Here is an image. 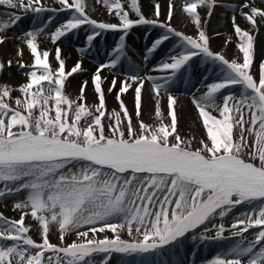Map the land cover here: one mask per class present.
<instances>
[{
    "label": "snow or ice",
    "instance_id": "snow-or-ice-1",
    "mask_svg": "<svg viewBox=\"0 0 264 264\" xmlns=\"http://www.w3.org/2000/svg\"><path fill=\"white\" fill-rule=\"evenodd\" d=\"M94 3L116 22L93 18L86 0H0V49L19 39L0 59V77L13 68L26 76L19 86L0 83V203L13 201L19 213L0 212V264H196L201 247L214 246L202 264H264V60L256 59L264 0H168L163 20L159 3L152 18L138 0ZM220 8L231 12L233 59L210 47L206 25ZM60 13L65 21L52 31ZM28 14L39 26L10 36ZM176 15L195 33L177 30ZM84 26L82 54L107 32L119 40L73 96L69 78L88 74L83 59L68 69L61 48L53 55L42 38L57 45ZM140 26L159 30L145 67L168 49L155 75L128 54L126 37ZM200 67L215 77L204 75L191 99L204 134L186 137L175 93ZM129 89L133 112L122 99ZM144 91L154 101L151 123L142 119ZM113 93L118 109L109 110ZM185 248L191 259H175Z\"/></svg>",
    "mask_w": 264,
    "mask_h": 264
},
{
    "label": "bare ground",
    "instance_id": "bare-ground-1",
    "mask_svg": "<svg viewBox=\"0 0 264 264\" xmlns=\"http://www.w3.org/2000/svg\"><path fill=\"white\" fill-rule=\"evenodd\" d=\"M139 4L142 8V10L147 14L151 15L153 14L154 11V5L155 3H159L161 5V17L160 19L163 20L165 18V13L167 10V3L168 0H138ZM86 2L89 5V12L92 15L93 18L98 17L100 20L104 21H112L116 22L114 18L110 15H108L106 8L102 4H95L94 0H86ZM122 2H125V0H122ZM225 4H231V3H237L238 0H223ZM49 3H52V0H49ZM53 6H56L53 4ZM126 9H128V4L125 3ZM5 9L0 6V13L4 12ZM22 14V13H21ZM23 15V14H22ZM31 15V14H30ZM231 12L228 11L227 9L220 8L217 9L214 13V15L211 17V19L208 21L206 25V30L207 33L210 37V42L212 45V49L215 51L222 52L223 54L230 55V56H235L236 54V48L234 43H228L227 45L225 44V40L228 37H231L232 41H235L236 37L233 35L232 28H231ZM25 18V17H24ZM238 22L241 24V26L244 25V21L237 16ZM6 16H0V21L6 20ZM57 17H54V22L57 25ZM22 21L18 22V24L15 26L14 30L9 31L10 36H15L19 37V28L17 26H22L21 24ZM64 21L60 22L63 23ZM58 23V24H60ZM40 20L34 21L33 23H30V29H32L34 26H39ZM173 26L179 30V31H184L186 30L187 33H195V25L191 23L190 20L188 19H182L179 15L174 16L172 20ZM54 25V27L56 26ZM53 27V28H54ZM51 29L54 31L55 29ZM29 29V30H30ZM219 32L221 35L217 36L216 33ZM88 34L87 27H83L82 30L77 31L75 33H69L68 38L64 39L62 42H58L57 45H53L50 40L48 39V36L45 35L43 39V43L41 47L46 48L50 50L53 55H54V48L56 46H59L62 50V55L63 58L65 59L66 66L68 69H70L74 64L76 63L77 60L83 59V66L88 70V74L86 75H77L75 79L70 77L69 79L71 80V83L67 86V91L73 93L74 95H77L79 92V86L83 80H90L91 73L95 70V68L103 61L107 62V56L105 55L107 51H105L104 48H107V43L109 41V37L107 35H103L102 37H98L97 41L94 42L96 45V48L99 50L98 51V56H95V50L94 48H91L87 54H82L78 49L81 48H87V44L85 41V35ZM128 38H132L135 40H138L140 37L132 30L128 36ZM141 41H144L145 44L147 43L145 38H142ZM19 43V39L15 41V43L10 42L7 46L6 49H0V59H6L12 56L13 50L16 47V44ZM75 46V47H74ZM131 46L136 47V44H132ZM73 47L75 49H73ZM94 47V46H93ZM113 47V45L111 46ZM115 47V46H114ZM150 47V45H139V49L136 52H130L134 56L136 55L137 57L142 56V54L146 51V48ZM171 47V45H169ZM109 48V47H108ZM75 51V53L72 52V50ZM110 49V48H109ZM129 49V48H128ZM168 49L165 48L163 52H167ZM138 52V54H137ZM94 54V55H93ZM138 55V56H137ZM257 58H262L264 57V35H261L258 37V42H257ZM162 58H160L161 60ZM51 60V57H50ZM142 60V58H141ZM156 60V61H155ZM160 60L156 59V55L152 56L150 58V61L148 62L147 66L145 67L144 64H141V69H143V74H157V73H151V65H154V67L159 63ZM24 62L29 63L30 62V55L25 49V54H24ZM143 62V60H142ZM136 63V62H134ZM137 64V63H136ZM138 65V64H137ZM122 69L126 70L127 65H122ZM18 69L13 68L12 72L10 74H5L3 76L4 80L3 82H7L12 86H18L22 81L26 80V76L24 75L23 71H17ZM202 74V75H201ZM75 75V74H74ZM104 75L108 76L109 79H111V74L108 72V70L104 71ZM204 75H209V82L214 79V75H210L209 73L204 71V67H200L199 73L194 75L191 79L190 82L185 83L184 81H181L177 84V89L178 93H175L179 97L180 105L182 106V112L181 116L182 119H187L188 124H182L180 122L179 124V130L181 133L186 136V137H193L195 136L196 138L201 137L204 134V130L201 127L200 123L197 120V112L194 109V106L191 104V99H192V94L196 92L197 88H200L201 91L204 89L201 87L200 81L203 80ZM150 85H145V89H149ZM87 95L89 97V100L91 101L92 99V90L91 87H89L87 90ZM132 92L131 89H129V93H126L122 96V99L125 101L127 108L129 109L130 112H133L134 104H133V95L130 93ZM107 100V108L109 110L111 109H118V102L115 98V93L111 95H107L106 97ZM154 101L151 99V94L150 92L144 91L143 92V115L142 119L144 117L147 118L148 122L151 123L153 120H155V113H154ZM191 132V134H189ZM13 204V201L8 200L6 203H1L0 204V212H2L5 216L9 218H14V216H9L5 213V211H10L11 205ZM12 213V212H11ZM179 254L181 256V259L178 260H184L185 257L187 256V251ZM203 251L199 250L197 253L195 259H197V256L202 254ZM200 256H198L199 258ZM177 259V258H175ZM191 259V257H190Z\"/></svg>",
    "mask_w": 264,
    "mask_h": 264
},
{
    "label": "rangeland",
    "instance_id": "rangeland-1",
    "mask_svg": "<svg viewBox=\"0 0 264 264\" xmlns=\"http://www.w3.org/2000/svg\"><path fill=\"white\" fill-rule=\"evenodd\" d=\"M138 3H139V1H138ZM127 10H129V12H130V16H132V17H134V13L133 12H131V10H130V8H128ZM141 11L142 12H144L143 10H142V8H141ZM145 13V12H144ZM146 14V13H145ZM147 15V14H146ZM149 18H152V16L151 15H147ZM25 18H23L22 19V22H21V24H22V26H17V28H19V34H21V33H23L24 31H26V30H29L30 29V26H29V24L30 23H33L34 21H38V20H34L33 19V17L32 16H30V14H28V15H26V16H24ZM55 17H57V25L56 24H54V25H56V26H59V24L58 23H60V22H62V21H65V14L64 13H60V14H58V15H56ZM43 19V17H41V20ZM95 19H97V20H100L98 17H95ZM102 21H104V20H102ZM84 27H87V26H84ZM53 29H55V27L53 28ZM134 30V32H136V34L137 35H139L140 37H146L147 36V43H151V41L152 40H154L157 36H158V34H159V30L158 29H155V28H151V29H147V31H146V27L145 26H140V27H138V28H135V29H133ZM182 32H184L185 34H189V35H192V34H194V33H187V31L186 30H184V31H182ZM87 35V34H86ZM86 35H85V37H86ZM104 35H107L110 39H109V44L110 43H116V42H118V40H119V37H118V35H116V34H114V33H111V32H107V33H105ZM127 39V38H126ZM85 41H86V38H85ZM75 47V46H74ZM73 47V49H75ZM210 47L212 48V45H211V42H210ZM105 49V51H107V50H109V49H107V48H104ZM72 50V49H71ZM94 50H95V56H98V49L96 48V46H94ZM72 52L73 53H75V51L74 50H72ZM131 54L129 53V56H130ZM226 56V55H225ZM131 57V56H130ZM226 58H229V59H233V58H235V56H230V55H227L226 56ZM256 59H257V61H260V60H264V57H262V58H257L256 57ZM139 66H141V64H144V62H142V61H139V62H136ZM154 67V65H151V69ZM17 71H20L19 69L17 70ZM22 71V70H21ZM147 75V74H146ZM3 79V77H0V83H2L4 80H2ZM25 81H22L20 84H22V83H24ZM186 83V82H185ZM20 84H18V86L20 85ZM69 93H71V92H69ZM176 93H178V91H176ZM73 96H75L73 93H71ZM154 109V108H153ZM144 120L145 121H147L148 122V120H147V118L146 117H144ZM182 124H188V120L187 119H182L181 121H180ZM189 134H191V132H189ZM1 204V203H0ZM9 205H13V204H9ZM10 211L12 212H9V211H5V213L7 214V215H9V216H14V218H16V219H18L19 218V213L18 212H16V211H13V207H11V209H10ZM239 213H237V215H238ZM26 222H29V223H31V221H27L26 220ZM232 223V218H229L226 222H225V226L226 227H228V226H230V224ZM226 235H227V233H226ZM247 235V234H246ZM36 238H38V237H36ZM248 239H252V237L251 236H248ZM52 240L53 241H56V236L55 235H52ZM186 250L185 251H187L188 253H187V256H188V258L190 259V253H189V249L188 248H185ZM200 250H202L203 251V253L202 254H200V255H198V256H200L199 258H198V256H197V259H196V264H202V262H203V260L204 259H206V258H210V256L213 254V252L215 251V250H217L216 248H215V246L214 247H212V248H204V247H201V249ZM182 255V254H181ZM175 258H178V259H181L182 257L181 256H179V254L175 257Z\"/></svg>",
    "mask_w": 264,
    "mask_h": 264
}]
</instances>
